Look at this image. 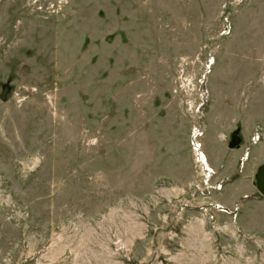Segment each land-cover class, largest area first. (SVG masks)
Wrapping results in <instances>:
<instances>
[{"label":"rangeland","instance_id":"374dc122","mask_svg":"<svg viewBox=\"0 0 264 264\" xmlns=\"http://www.w3.org/2000/svg\"><path fill=\"white\" fill-rule=\"evenodd\" d=\"M263 165L264 0H0V264H264Z\"/></svg>","mask_w":264,"mask_h":264},{"label":"water","instance_id":"95a60500","mask_svg":"<svg viewBox=\"0 0 264 264\" xmlns=\"http://www.w3.org/2000/svg\"><path fill=\"white\" fill-rule=\"evenodd\" d=\"M239 146L237 132H235L229 143L230 149H235ZM256 186L259 194L264 197V165L258 169V172L255 176Z\"/></svg>","mask_w":264,"mask_h":264},{"label":"crops","instance_id":"0c3cea01","mask_svg":"<svg viewBox=\"0 0 264 264\" xmlns=\"http://www.w3.org/2000/svg\"><path fill=\"white\" fill-rule=\"evenodd\" d=\"M238 148V147H237ZM222 175V174H221ZM242 184V183H241ZM245 184H242V187L244 186ZM239 192V191H238ZM223 196H224V194H223ZM239 198V194H236L233 198H232V200L231 201H233V200H236V199H238ZM224 199H225V196H224Z\"/></svg>","mask_w":264,"mask_h":264},{"label":"built area","instance_id":"2783aa9c","mask_svg":"<svg viewBox=\"0 0 264 264\" xmlns=\"http://www.w3.org/2000/svg\"><path fill=\"white\" fill-rule=\"evenodd\" d=\"M199 157L201 158L200 154H199ZM202 160H203V162H204V159H203V157H202Z\"/></svg>","mask_w":264,"mask_h":264}]
</instances>
